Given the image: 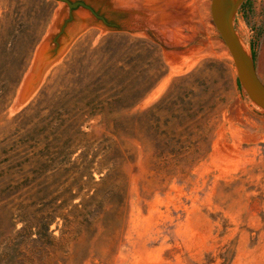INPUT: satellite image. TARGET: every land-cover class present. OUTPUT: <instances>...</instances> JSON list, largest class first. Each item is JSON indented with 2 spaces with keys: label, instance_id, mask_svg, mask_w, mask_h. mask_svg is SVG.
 Here are the masks:
<instances>
[{
  "label": "rangeland",
  "instance_id": "obj_1",
  "mask_svg": "<svg viewBox=\"0 0 264 264\" xmlns=\"http://www.w3.org/2000/svg\"><path fill=\"white\" fill-rule=\"evenodd\" d=\"M59 4L0 0V264H264V112L212 0H186L195 45L170 63L85 29L15 110ZM237 14L264 84V0Z\"/></svg>",
  "mask_w": 264,
  "mask_h": 264
},
{
  "label": "water",
  "instance_id": "obj_2",
  "mask_svg": "<svg viewBox=\"0 0 264 264\" xmlns=\"http://www.w3.org/2000/svg\"><path fill=\"white\" fill-rule=\"evenodd\" d=\"M242 1L212 0V18L231 52L246 100L264 112V84L252 63L249 29L237 14ZM59 2L53 23L19 88L14 102L15 110L37 89L46 71L62 57L73 40L89 27L101 28L98 37L106 30H127L139 36H147L163 46L164 57L169 63L178 60L195 45L194 39L186 36L180 28V22L191 16L186 0Z\"/></svg>",
  "mask_w": 264,
  "mask_h": 264
},
{
  "label": "trees",
  "instance_id": "obj_3",
  "mask_svg": "<svg viewBox=\"0 0 264 264\" xmlns=\"http://www.w3.org/2000/svg\"><path fill=\"white\" fill-rule=\"evenodd\" d=\"M49 219L43 220L42 222V231L40 232V236L44 242H50L51 234L49 232Z\"/></svg>",
  "mask_w": 264,
  "mask_h": 264
},
{
  "label": "flooded vegetation",
  "instance_id": "obj_4",
  "mask_svg": "<svg viewBox=\"0 0 264 264\" xmlns=\"http://www.w3.org/2000/svg\"><path fill=\"white\" fill-rule=\"evenodd\" d=\"M105 19H106V18H105ZM106 22L108 23L109 21L106 19ZM106 22H105V23H106Z\"/></svg>",
  "mask_w": 264,
  "mask_h": 264
}]
</instances>
